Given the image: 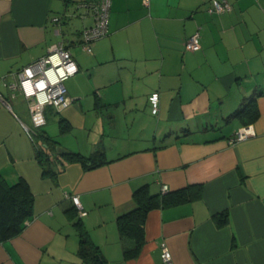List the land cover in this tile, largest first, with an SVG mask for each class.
<instances>
[{
  "label": "crops",
  "instance_id": "crops-1",
  "mask_svg": "<svg viewBox=\"0 0 264 264\" xmlns=\"http://www.w3.org/2000/svg\"><path fill=\"white\" fill-rule=\"evenodd\" d=\"M82 1L0 0V78L60 40L78 66L64 81L67 106L47 107L33 137L23 98L0 82V174L33 193L31 218L0 241V264H88L80 231L102 264H168L162 241L172 264H264V0H226L217 14L208 0H110L108 32L90 53L78 43L93 24ZM196 31L200 47L187 50ZM243 126L253 134L230 143ZM141 186L190 196L151 209L139 253L124 258L116 217Z\"/></svg>",
  "mask_w": 264,
  "mask_h": 264
},
{
  "label": "built area",
  "instance_id": "built-area-1",
  "mask_svg": "<svg viewBox=\"0 0 264 264\" xmlns=\"http://www.w3.org/2000/svg\"><path fill=\"white\" fill-rule=\"evenodd\" d=\"M84 7L86 13L91 14L93 24L81 29L79 37L80 47L90 53L91 44L96 39L105 36L108 32L107 22L110 0H84L77 4ZM230 9L226 0H208L206 10L210 13H221ZM67 18V14L57 15L52 18L60 22ZM199 32H194L185 42L187 50L199 49ZM78 66L69 51L65 41L54 43L49 51L36 60L26 64L11 75V79L0 78V82L13 93H19L25 102L30 118V126L25 129L30 136L37 134V129L46 124L45 110L47 107L61 109L68 104L64 81L75 74ZM151 112H158V93L152 92L148 97ZM253 134L249 126H243L229 138L230 143L240 141ZM166 190V186H162ZM72 203L78 208L80 216L86 212L81 209L78 197L71 196ZM160 257L168 264H172V257L168 245L160 242Z\"/></svg>",
  "mask_w": 264,
  "mask_h": 264
},
{
  "label": "trees",
  "instance_id": "trees-1",
  "mask_svg": "<svg viewBox=\"0 0 264 264\" xmlns=\"http://www.w3.org/2000/svg\"><path fill=\"white\" fill-rule=\"evenodd\" d=\"M242 113H247V109L244 111L239 109L236 114L241 115ZM248 115L255 117L257 111L249 112ZM46 144L37 142L36 146L37 157L44 171H47L48 160L47 155L43 152V146ZM194 187L196 188L194 193L199 194V186ZM186 191V189H180L174 193L159 195L150 193L146 186H141L133 191V207L116 217L117 229L123 242L124 258H132L139 253L145 240L144 223L147 213L151 209L188 199L190 195ZM32 203L33 193L24 179L19 178L16 182L9 184L0 174V241L14 236L22 229L24 223L31 218ZM214 219L218 224L225 223L227 212L214 214ZM78 253L88 264H102L103 260L98 248L92 244L85 231L79 233Z\"/></svg>",
  "mask_w": 264,
  "mask_h": 264
},
{
  "label": "rangeland",
  "instance_id": "rangeland-1",
  "mask_svg": "<svg viewBox=\"0 0 264 264\" xmlns=\"http://www.w3.org/2000/svg\"><path fill=\"white\" fill-rule=\"evenodd\" d=\"M12 106H13V110L18 113L19 112V108H20L19 103L14 100L13 103H12ZM26 123L28 125H30V121L29 120H26ZM36 140L38 141V138H36Z\"/></svg>",
  "mask_w": 264,
  "mask_h": 264
}]
</instances>
